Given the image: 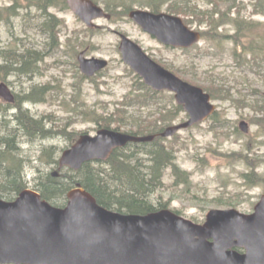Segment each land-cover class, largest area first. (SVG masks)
<instances>
[{"label": "rangeland", "instance_id": "obj_1", "mask_svg": "<svg viewBox=\"0 0 264 264\" xmlns=\"http://www.w3.org/2000/svg\"><path fill=\"white\" fill-rule=\"evenodd\" d=\"M13 1L0 0V8L10 6ZM25 1L16 0L21 5L32 3ZM97 1L102 4L113 2ZM158 1H164L163 10L169 11V5L186 4L189 0ZM121 2L126 5H148L153 0ZM196 3L203 9H213L208 0H192V4ZM239 5L232 10L228 6H221L220 11L229 17L219 28L226 40L219 48L214 47L210 54L206 51L208 46L213 45L204 39L190 49L175 48L143 35L127 19L120 22L98 20V23L111 28L119 24V27L131 32L133 38L139 40L148 54L176 70L184 79L201 85H208L216 79L218 83L232 89L236 97L241 95L244 100L254 97L255 88L264 93V63L254 68L239 64L231 54L233 43L229 37L236 33L234 20L237 18L249 24L256 23L255 31L264 32V14L257 11L255 0H240ZM217 9L215 6L214 10ZM32 13H36L34 7L27 12L21 9L3 20L0 18V84L7 83L20 96L26 97L27 93L36 91L40 93V97L34 99L36 102H29L22 97L15 104L0 95V138H13L16 135V145L24 159L21 164L23 179L27 187L36 189L38 181L47 173L58 171V176L62 173L59 164L47 162L44 153H54V159L59 162L63 151L75 139L83 133L95 134L101 127L100 122L114 119L120 122L122 117L130 118L132 115L134 118L143 116L154 120L161 116L164 105L171 108V101L176 102L174 94L169 91L157 95L159 104L138 106L126 100V96L138 88L139 78L123 61L119 40L109 31L91 35L73 12H61L59 14L65 18V23L62 22L60 26L62 35L59 40H53L41 36L40 30L44 23L41 19L29 20ZM220 15L216 14V17ZM198 24L196 21L189 25L202 31L210 27L207 23L203 26ZM84 34H88L89 38H83ZM86 48L88 56L106 58L110 62L108 68L91 79L82 73L78 61V54ZM23 65L25 73L18 71ZM32 67L34 72L31 73ZM20 102L25 106L24 111L17 109ZM214 103L218 109L216 119H208L178 133L181 140L179 146L182 148L178 153V163L192 173V182L187 186H175V180L168 170L163 187L151 198L157 206L161 201H170L169 208L179 210L182 215L196 222H203L209 210L216 208H237L249 213L264 195V182L247 186L244 178L245 173L264 174V132H260L258 126L251 122L253 115L262 114L231 100L214 99ZM28 117H42V121L47 118L49 135L45 138L41 135L31 136L20 130V119L26 123ZM184 119H187L186 112H182L173 123ZM218 119L227 125L214 127L213 122ZM242 120L250 125L247 133L239 127ZM117 125L113 121V128ZM38 127L42 125L38 124ZM121 130L130 129L123 127ZM173 138H168V141ZM245 154L251 163L241 157ZM0 174L3 179L2 168ZM5 189L0 183V193L9 197Z\"/></svg>", "mask_w": 264, "mask_h": 264}, {"label": "water", "instance_id": "obj_2", "mask_svg": "<svg viewBox=\"0 0 264 264\" xmlns=\"http://www.w3.org/2000/svg\"><path fill=\"white\" fill-rule=\"evenodd\" d=\"M69 3L89 27L96 18L110 17L92 0ZM131 17L165 45L190 48L202 39V32L179 15L135 10ZM120 50L124 62L145 84L157 91L173 92L177 104L189 113L188 120L166 127L160 136L172 137L207 120L217 110L204 87L163 66L139 43L124 37ZM78 59L88 76L109 65L105 58L87 57L86 50ZM10 91L7 84H0V95L13 101ZM240 127L244 132L250 130L246 120ZM155 137L101 128L96 135L82 134L63 152L59 166L79 170L85 162L108 160L129 142H149ZM0 263L264 264V195L252 213L216 208L207 213L204 223H198L170 208L146 214L115 211L101 205L81 184L69 191L64 207L28 188L13 201L0 198Z\"/></svg>", "mask_w": 264, "mask_h": 264}, {"label": "trees", "instance_id": "obj_3", "mask_svg": "<svg viewBox=\"0 0 264 264\" xmlns=\"http://www.w3.org/2000/svg\"><path fill=\"white\" fill-rule=\"evenodd\" d=\"M213 5L212 10L203 9L199 4H192L189 0L186 4H176L169 7V11L179 15H185V21L188 24L198 22L199 26L210 24V27L203 31V39L212 46H208L207 53H213L212 49L219 48L225 42L224 35L219 31L220 26L229 19L228 14L220 11L222 5L228 6L229 10L234 7H240V0H208ZM217 7V11L214 7ZM255 7L258 12L264 14V0H255ZM219 10V11H218ZM241 9H239V13ZM221 14L216 17V14ZM192 16L193 18H191ZM188 17V18H187ZM238 17V16H237ZM195 18V19H194ZM235 21L236 33L229 37L233 43L232 52L239 64L254 68L264 63V32L257 33L254 27L257 24H249L246 20L237 18ZM49 30L55 29L53 21L46 22ZM166 65V64H164ZM168 67V65H166ZM25 65L19 70L23 71ZM15 70V69H14ZM34 71V69H33ZM177 73L176 70H173ZM178 74V73H177ZM139 78V86L135 91L126 96V100H130L134 105L149 106L150 104H159L157 95L160 92L154 91L148 87ZM187 80V79H186ZM189 81V80H188ZM191 82V81H190ZM201 85L197 82H192ZM208 91L213 99L231 100L233 102L242 103L243 106L253 108L254 111L260 112L262 115H253L252 124H256L260 132H264V93L257 88L254 89V97L242 100L241 95L236 94L230 88H226L223 84L217 82L208 85H201ZM173 100V99H172ZM171 108L164 105L160 111V117L150 120V117H136L133 115L129 118L122 117V121H116L118 124L115 129L129 127L128 132L144 135L153 134L162 131L166 126L171 125L177 117L180 116L184 109L182 106L175 104L173 101ZM119 111V110H118ZM122 114H119L121 116ZM217 112L212 117L216 119ZM131 120V121H129ZM113 121H102L101 126L113 127ZM20 123L26 128L27 133L36 136L44 132V128L38 127L42 125L40 119L28 117L26 123L20 119ZM227 123L221 119L214 120L213 126H226ZM9 138H0V168L4 171V178L0 174L1 186L8 190L10 197H15L24 188L26 183L21 173V164L24 161L22 154L20 155L17 138L7 136ZM167 138H155L151 142L146 143H130L126 147L116 149L107 161L86 162L79 170L65 168L60 176H54L49 172L38 181L37 191L43 198L52 204L64 207L68 202V193L71 189L81 184L86 190L91 192L97 201L109 208L123 213L146 214L155 210L168 207L169 202L161 201L157 206L152 202V196L164 185L166 172L171 171L174 178V185H189L192 182V173L185 170L178 163V153L181 151L180 136L177 134L172 140ZM15 142V145L12 143ZM185 144V143H183ZM49 163H58L54 159V153L46 152L43 154ZM249 163L247 154L241 156ZM18 165V167H17ZM254 172V171H253ZM245 184L253 186L264 182V174L245 173ZM8 197V196H7ZM180 212L179 210H177Z\"/></svg>", "mask_w": 264, "mask_h": 264}, {"label": "flooded vegetation", "instance_id": "obj_4", "mask_svg": "<svg viewBox=\"0 0 264 264\" xmlns=\"http://www.w3.org/2000/svg\"><path fill=\"white\" fill-rule=\"evenodd\" d=\"M92 1H94L96 4H98L99 6L104 8L105 12L110 15L109 18H105V17L96 18L93 21L94 22L93 27H89L88 24L80 17V15L78 13H76V11L71 7L69 0H30V1L27 0L25 2H32L28 5H24V4L21 5L18 2H16V0H14L12 2V4L10 3V6L8 5V6L0 8V18H1V20H3L6 16H10L11 14H16L18 11L20 12L21 9H24L27 12V10L29 8L34 7L36 13L35 14L32 13L31 14L32 16L28 15L29 16L28 18L31 21H33L34 19H41L43 21L44 24H42L43 27L41 28L42 30H40L41 36H44L46 38H52L53 40L54 39L59 40L61 38V35H62V30L60 29V26L62 25V22L65 23V18L62 17L59 13H61V12L67 13L68 11H71L74 13V15L79 20H81L86 25V27H87L86 31L91 33V35H94V34L99 33L101 31H109L111 34H113L119 40V49H120V44L124 40V37H127V38H129L132 41L137 42V43H139V40L134 39L132 33L126 31L125 29H123L121 27H119V24H117V26H115V28H111L110 26H106V25H102V24L98 23V20L120 22L124 19H127L128 22L131 23V25H134L135 28L137 30H139L143 35L145 34L147 37H149L151 39H157L158 41H161L155 34L150 33L148 30H146L142 26V24H140L134 18H132L131 13L135 10H140V11H149V12H152L155 14L164 13V12L173 14L168 10H163L164 5H165L164 1H158L157 2V0H153V3L151 2L148 5H146L144 3L126 5L125 3L121 2V0H113V2L108 1V3H106V4H104V3L102 4V3L98 2L97 0H92ZM170 6L171 5H169L168 8ZM48 21H53V23L56 25L54 30H49L47 28L48 26L46 25V22H48ZM78 36H80V35H78ZM83 36H84L83 38H86V37L89 38L88 34H84ZM70 37H72V36H70ZM69 47H72V46H69ZM84 50H86V54H87L88 48H86ZM84 50H82V51H84ZM75 51H77V50H75ZM79 54H78V56H79ZM78 61H79V59H78ZM79 66H80V63H79ZM33 68L34 67H32V70L30 71L31 73L34 72ZM104 70L99 71L98 73H96L93 76H88L86 74H84V75L91 79V78L96 77L100 73H102ZM18 71L20 72V70H18ZM22 72L25 73V71H22ZM2 83H5V82H2ZM5 84H7V83H5ZM8 87H9V85H8ZM10 90H11L10 92L14 96V100L9 101V102H12L15 104L18 102L19 99L22 100V97H25V96H20L19 94H16L11 88H10ZM37 92L38 91L32 92V93H27L26 97H25L26 100H28L29 102L30 101L36 102L34 99H37V97H40V93H37ZM1 97H3L5 99L4 96L1 95ZM24 107L25 106L23 104H21V102H20L17 109L20 111H24ZM33 118H35V117H33ZM41 118L42 117H40V119ZM187 118H188V116H187ZM43 121L41 120L42 128H44L45 131L40 133V135H41V137L45 138L47 135H49V133L47 132L48 130L46 128V124L48 122L47 118H45ZM19 126L21 127L20 130H23L26 134L31 135V136H36L35 134L27 133L25 126L23 124H21L20 121H19ZM101 128H103V127L102 126L99 127L98 130ZM98 130L96 132H98ZM160 133L161 132L156 133V134H160ZM83 134H86V133H83ZM76 140L77 139H75L73 141V144L76 142ZM65 150H67V148ZM0 197L4 198L6 200H13L14 198H16V197H10V196L7 197V196L2 195L1 193H0ZM237 250H239L242 253L245 252L243 249H240V248H237ZM0 264H4V263H0Z\"/></svg>", "mask_w": 264, "mask_h": 264}, {"label": "bare ground", "instance_id": "obj_5", "mask_svg": "<svg viewBox=\"0 0 264 264\" xmlns=\"http://www.w3.org/2000/svg\"><path fill=\"white\" fill-rule=\"evenodd\" d=\"M15 136H16V135H15ZM15 136H14V137H15ZM15 138H17V137H15Z\"/></svg>", "mask_w": 264, "mask_h": 264}]
</instances>
